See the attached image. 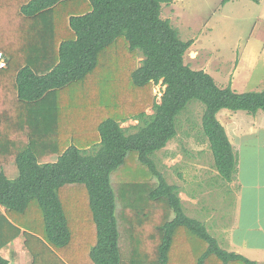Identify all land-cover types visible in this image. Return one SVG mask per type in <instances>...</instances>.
I'll list each match as a JSON object with an SVG mask.
<instances>
[{"label":"trees","instance_id":"16d2710c","mask_svg":"<svg viewBox=\"0 0 264 264\" xmlns=\"http://www.w3.org/2000/svg\"><path fill=\"white\" fill-rule=\"evenodd\" d=\"M73 1H83L88 9L79 13ZM229 1L221 0V4ZM165 2L167 0H0V46L13 44L15 35L22 40L23 33L27 32L23 23L30 22L31 45L41 44L31 48L44 54L41 62L25 63L14 71V97L24 108L22 117L33 119L29 124L28 142L34 148L27 144L11 155L14 171L11 174L3 164L5 156H0V207L6 211L4 215L0 210V264H11L1 249L19 233L15 221L31 230L38 231L41 224L43 226L44 242L23 230L27 236L25 245L32 254L31 264H67L54 253L63 251L68 255L69 248L77 249L59 197L60 188L67 184L83 185L88 195L95 242L89 249L86 264H120L116 202L110 174L124 163L129 152H135L138 161L157 180L148 193L150 202L160 203L161 214L163 206L170 211L169 218L157 225L161 234L153 252L159 264H185L187 248L191 249V255L186 258L188 264H255L241 254L222 249L200 220L186 215L178 187L169 184L155 170L151 154L176 136L177 115L190 101H198L204 107L201 128L214 167L224 180L231 181L235 155L217 112L228 109L264 113V89L236 92L230 84L220 87L208 72L192 69L185 63L184 54L193 41L181 39L170 20L161 17ZM62 4L72 11L68 16L71 36L59 38L60 33L58 37L53 33L43 34L45 31L36 26L37 20ZM120 43L125 49L117 47ZM135 51L142 56L137 64L132 54ZM106 57L112 60V64L107 63L109 69H116L119 81L125 83L127 115L121 120L107 117L93 126L91 130L97 141L92 150L75 144L82 134L81 126L76 125L72 127L79 132L69 129L67 141L68 130L62 128L64 139L54 149L48 144L53 141L44 138L70 113H63V119L56 116L54 119L49 95L88 80L95 69L105 67ZM12 66L9 63L0 70L8 73ZM157 83L164 86L159 100L151 93ZM11 97L0 82V112L8 110ZM42 99H45V108L41 107ZM147 106L152 109L151 113L145 111ZM8 113L12 116L13 111ZM130 118L137 120L133 132L120 125ZM2 126L6 128L0 125V142L8 146L12 135L8 132L4 137ZM84 133L89 138L86 131ZM43 143L54 152L45 156L58 153L55 160L46 158L39 162L37 147ZM74 253L77 250L69 255L71 259L77 257ZM70 262L80 263L78 258Z\"/></svg>","mask_w":264,"mask_h":264},{"label":"rangeland","instance_id":"374dc122","mask_svg":"<svg viewBox=\"0 0 264 264\" xmlns=\"http://www.w3.org/2000/svg\"><path fill=\"white\" fill-rule=\"evenodd\" d=\"M72 4L78 8L79 13L88 9L83 1H73ZM71 12L66 4L59 5L41 15L36 26L45 31V35L53 33L58 37L60 33L59 38H68L71 36L68 26ZM161 17L170 20L181 39L193 41L184 54V62L192 69L208 72L218 86L230 84L236 92L264 89V0L257 3L251 0H230L224 5L221 0H167L162 4ZM23 24L27 32L23 33L22 40H18L15 35L13 44L5 48L0 46L6 63L4 69L9 63L13 65L8 73L0 70V82L12 96L8 110L0 112V125L6 127L2 126V135L6 137L8 132L12 135L8 146L0 142L3 147L0 156H5L3 164L9 174L14 172L11 155L27 144L32 145L28 142V134L33 119L30 116L25 119L22 117L24 108L14 97V71L25 63H39L44 59L43 53L31 48L41 44L31 45L30 22ZM117 47L125 49L122 43ZM132 54L136 64L139 63L142 58L140 52ZM105 59V67L95 69L88 80L55 90L49 95L53 103L54 119L55 116L63 119V113H70V116L65 114L64 122L61 120L59 125L56 123L50 135L44 138L48 142L53 141L48 144L54 149L64 139L63 129L68 130L65 140H68L69 129L79 132L72 127L76 125L81 126L82 134L75 144L81 149L92 150L97 141L92 127L104 118L121 120L127 115L124 103L126 92L123 91L125 83L119 81L116 69H109L108 64H112V60L108 57ZM233 77L234 84L231 85ZM159 83L151 89L156 100H159L164 87ZM45 106V99H42L41 107ZM203 108V104L193 100L177 115L176 136L162 149L151 154L155 170L169 184L178 187L186 215L200 220L219 243L220 237L232 239L234 236L237 246L240 241L252 243L249 247H258L255 249V257L264 258V237L257 232L258 227H264V113L228 109L217 112V119L225 127L235 155L234 173L231 181H226L215 169L207 138L202 133ZM9 111H13L12 116ZM145 111L151 113L152 109L147 106ZM136 123L137 120L130 118L120 125L128 132H133ZM48 152L54 153L46 149L44 143L37 147L39 162L46 158L55 160L58 153L45 156ZM212 175L216 177L215 181ZM110 183L116 202L120 264H159L153 252L161 234L157 225L169 218L170 211L163 206L161 214L160 203L148 199L149 191L157 184L156 178L138 161L135 152H129L124 163L111 172ZM208 189L211 190L203 192ZM59 197L73 243L77 242V249L69 248L68 255L63 251L54 253L67 264H74L70 260L76 258L80 262L77 264H86L89 249L95 242V227L85 187L81 184L64 185L59 190ZM0 210L6 214L3 207ZM22 221L26 222L24 219ZM14 223L20 229L19 233L1 250L2 254L11 264H31L32 254L25 245L27 236L23 230L44 242L43 226L41 224L37 231L16 221ZM181 245L180 250L183 248ZM200 247L204 248L203 245ZM234 247L236 245L227 250L240 253V249ZM75 250L77 257L71 259L69 255ZM190 255L191 249L187 248L185 264L189 263L186 258Z\"/></svg>","mask_w":264,"mask_h":264},{"label":"crops","instance_id":"0c3cea01","mask_svg":"<svg viewBox=\"0 0 264 264\" xmlns=\"http://www.w3.org/2000/svg\"><path fill=\"white\" fill-rule=\"evenodd\" d=\"M260 1V0H259ZM258 1V2H259ZM193 43V42H192ZM192 45V44H191ZM190 45V46H191ZM231 85H233L234 84V77L232 78V80H231ZM229 137V136H228ZM213 176V180L215 181L216 180V177H214V175H212ZM211 189H208V190H203V192L204 191H206V192H208V191H210ZM200 193V192H199ZM257 232L261 235V236H263L264 237V227H262V226H260V227H258L257 228ZM217 235H218V231H217ZM235 237L233 236L232 237V239L229 237V238H222V237H220V242L221 243H219V241H218V243H219V245H220V247L222 248V249H224V250H226V251H228L227 249H230L233 245H236V247H234L233 249H240V253H238V254H241L242 256H244V257H246L247 259H249V260H251V261H253L255 264H264V258H262V257H255V252H256V248H258V247H249L252 243H249V242H247V241H240V243H239V245L237 246V241H235V239H234ZM226 244H230V245H228L227 247H226ZM229 246H231L230 248H228ZM261 248H262V245L260 246ZM226 248V249H225ZM2 250V249H1ZM233 252H235V251H233ZM1 253H2V251H1ZM235 253H237V252H235Z\"/></svg>","mask_w":264,"mask_h":264},{"label":"built area","instance_id":"2783aa9c","mask_svg":"<svg viewBox=\"0 0 264 264\" xmlns=\"http://www.w3.org/2000/svg\"><path fill=\"white\" fill-rule=\"evenodd\" d=\"M6 65L5 61H4V57H3V53L0 52V68H4ZM160 98V96H159Z\"/></svg>","mask_w":264,"mask_h":264}]
</instances>
